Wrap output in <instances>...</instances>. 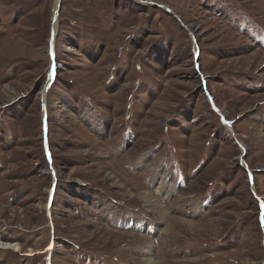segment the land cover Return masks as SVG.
<instances>
[{
	"label": "rangeland",
	"instance_id": "rangeland-1",
	"mask_svg": "<svg viewBox=\"0 0 264 264\" xmlns=\"http://www.w3.org/2000/svg\"><path fill=\"white\" fill-rule=\"evenodd\" d=\"M55 3L0 0V264H264V0H61L53 58Z\"/></svg>",
	"mask_w": 264,
	"mask_h": 264
},
{
	"label": "bare ground",
	"instance_id": "bare-ground-1",
	"mask_svg": "<svg viewBox=\"0 0 264 264\" xmlns=\"http://www.w3.org/2000/svg\"><path fill=\"white\" fill-rule=\"evenodd\" d=\"M60 2H61V0H56V3H55V7H54V12H55V14H53L54 15V17H53V25H54V30L57 32L58 31V24H57V18H58V13H59V5H60ZM52 32H53V30H52ZM50 50H51V48H50ZM51 52H52V50H51ZM52 56H53V54H52ZM54 65V64H53ZM55 68L53 67L52 69H51V72H50V79L52 80V77H53V74H54V72L56 71V68H57V65H56V63H55ZM49 76V75H48ZM46 87L48 88L49 87V85L47 84L46 85ZM44 93H45V91H44ZM46 111V113H47V110H45ZM223 116H225V115H223ZM226 126H227V130H229V133H230V135L233 137V138H236L237 137V135H236V133H235V131H234V129L232 128V126H230V125H228L227 123H226ZM237 139V138H236ZM53 189L51 190V193H53ZM2 244L3 243H0V247L2 246ZM4 245V244H3ZM59 247V246H58ZM5 248V247H4ZM50 250H49V252L50 253H53V250H55V244L54 245H52V246H50V248H49ZM151 262H153L152 260H151Z\"/></svg>",
	"mask_w": 264,
	"mask_h": 264
},
{
	"label": "water",
	"instance_id": "water-1",
	"mask_svg": "<svg viewBox=\"0 0 264 264\" xmlns=\"http://www.w3.org/2000/svg\"><path fill=\"white\" fill-rule=\"evenodd\" d=\"M60 5H61V2H60ZM60 5H59V7L58 8H60ZM54 14H55V12H54ZM53 17H54V15H53ZM177 17V16H176ZM54 25L52 26V30H53V32H52V36H51V39H50V48H51V50H52V52H51V54H53V58H54V44H55V37H56V34H57V32L54 30ZM54 63V65H55V63L56 62H53ZM54 68H55V66H54ZM52 79H53V77H52ZM44 104V106H45V109H46V104L45 103H43ZM45 120V119H44ZM52 198V197H51ZM48 264H50V263H48Z\"/></svg>",
	"mask_w": 264,
	"mask_h": 264
}]
</instances>
